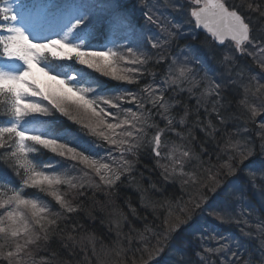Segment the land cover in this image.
<instances>
[{
    "label": "snow or ice",
    "instance_id": "1",
    "mask_svg": "<svg viewBox=\"0 0 264 264\" xmlns=\"http://www.w3.org/2000/svg\"><path fill=\"white\" fill-rule=\"evenodd\" d=\"M152 6L137 0L136 8L144 18L149 23H158L160 18ZM185 9L195 29L202 30L213 43L231 45L237 55L247 54L254 58V63L264 72V39L252 37L250 18L245 15V12H256L264 17V0H183L178 10ZM93 28L107 32L108 44L129 36L142 41L144 36L143 28H136L124 0H0V60L6 62V66H0V107L4 109L0 118L7 117V122L0 124V264H53L57 253H48L47 245L54 238L63 242L65 234L71 239L73 233L79 235L86 230L78 214L84 212L85 201H95L97 193L107 198L124 174H128L127 180L131 183V173L138 162V150L144 143L152 145V154L157 161H170L158 164L164 170L162 178L165 182L179 174L186 177L181 180L182 189L195 187L201 181L195 171L184 170V162L193 158L201 161V156L187 147L185 134L175 131L172 126L177 120L184 125L190 112L198 113L199 108L216 113L219 124L226 122L216 107L217 103L222 106V86L207 74L200 75L193 66L197 63V54L187 45L177 43L182 23L169 21L161 24V36L149 37L151 51L141 54L133 48L117 50L106 47L97 50L102 46L91 44L85 47L79 34H87ZM188 33L183 32L184 35ZM70 37H74L76 42ZM173 43L179 49L175 54L171 50ZM223 60L234 62L235 57L226 52ZM67 61L86 65L128 83L138 82L139 78L147 76L148 83L142 86L141 93L130 97L140 111L129 110L128 115L121 119L110 111L98 108L86 97L82 88L60 74ZM150 62L151 67L148 66ZM36 70L55 81L57 87H46L36 75ZM242 75L238 73V76ZM239 86L242 95L238 104L249 113L246 119L254 121L255 117L264 113V81L253 75L240 81ZM201 88L203 91H200ZM185 89L190 97H197V106L189 108L186 102L175 98ZM205 96L206 101H202ZM212 96L217 99H210ZM182 103L183 115H177L173 108ZM70 107H76L84 118L74 116ZM50 109L118 145L121 155L114 166L89 160L66 143L29 132L22 126L25 117L47 114ZM155 116L166 121L165 127L159 126ZM196 123L205 130L207 137L216 136L218 129L211 119L202 122L197 115ZM149 128L155 129V132H149ZM166 131L173 132L180 142L164 137ZM188 134H191V128H188ZM256 135L264 147V121L258 122ZM240 145L241 141L231 136L225 141V148L235 153V158L229 156L221 165L222 169L228 170L227 175H235L240 164L255 154L252 148L242 149ZM34 146L86 163L89 169L94 170L95 178L87 174L72 177L44 171L31 158V154L38 150ZM258 167L264 168V161L259 162ZM205 171L208 172L207 180L202 181L206 185L205 190H197L189 201L153 200L149 192L156 188L155 184L141 190L139 201L142 208L158 210L164 218L165 227L161 231L145 224V231L139 233V239L143 241L141 254L139 257H126L128 264H149L159 256L172 235L208 201L205 191L215 193L218 190L215 185L220 181L216 174L210 168ZM12 180H18L19 187L9 182ZM27 189H36L49 201L42 202L39 197L25 195ZM124 203L131 208L130 197ZM132 212L136 213V209ZM114 214L126 219L123 208L114 209ZM85 215L95 219L90 213ZM256 228L261 259L252 262L245 258L241 264H264V231H260L264 229V224H258ZM145 232L152 235L146 236ZM197 235L201 240L204 237L199 233ZM100 247L102 250L105 248L102 244ZM222 247L227 248L228 244L224 243ZM89 251L95 252L98 257L95 247ZM204 251L218 253L221 246L214 251L212 248H205ZM45 252L48 254H42ZM111 254L119 257L125 253L123 248H113ZM196 255L202 256L201 252ZM231 255L236 256V253ZM236 259L241 260V257L236 256Z\"/></svg>",
    "mask_w": 264,
    "mask_h": 264
},
{
    "label": "trees",
    "instance_id": "2",
    "mask_svg": "<svg viewBox=\"0 0 264 264\" xmlns=\"http://www.w3.org/2000/svg\"><path fill=\"white\" fill-rule=\"evenodd\" d=\"M143 2L148 3L149 6H152L154 3L152 7H156L160 15L165 11V15H162L159 22L155 23L159 29L160 25L164 22L167 23L172 21L173 23L184 24L183 19L188 17L186 9L178 10L179 4H181L178 0H143ZM136 4L137 0H124L125 7L133 15V22L136 28H143L144 30L142 41L132 38L134 42H139V54H141L145 51H151L148 38L153 35L156 26L153 23H149L144 18L143 13L137 10ZM245 15L250 18L249 23L252 28V37L255 39H264V17H260L256 12H245ZM92 32L95 33V37L91 41L96 44H99L103 39L108 37L107 32L103 30L93 28ZM81 34L83 33L79 35ZM119 41L120 40L116 41L111 47L117 50L131 48V45L122 44ZM196 41L198 42L199 38H196ZM209 42L214 46L212 41L209 40ZM213 52L215 57V61L213 60L216 73L215 78H217L220 73L225 75L221 83L220 79L217 82L222 86L220 89L222 106L220 103H217L216 107L219 108L220 114L224 117L226 122L224 124H219L220 121L216 113L207 112L206 108H199L198 113L190 112L188 122L184 125H180L177 120L172 126L176 128L175 131L185 134L187 147L201 156V161H197L193 158L190 161L186 160L184 162V170L195 171L201 182L196 183L195 187L182 189L181 180L186 179V177H181L179 174L168 182H165L162 178L164 170L158 167V164H167L170 163V161L165 159L157 161L152 154V145L144 143L138 150V162L131 173L133 175L131 183H128V174H124L121 180L115 185L112 194L107 198L97 193L98 196L95 201H85L84 212L90 213L92 217H95V219H92L88 215H85L84 212L78 213L81 217L80 223L85 225L86 230L82 231L79 235L73 233L71 239L65 234L63 242L59 238H54L49 245H47L48 253L53 251L57 253L53 264H128L126 257H139L141 254L143 241L139 239V233L145 231L144 225L148 224L149 226H154L161 231L165 227L163 224L164 218L160 215L158 210H145L142 208L139 201L141 190L148 189L150 184H155L156 188L149 192L151 199L157 201L166 198L175 199L180 203L189 201L196 195L197 190H205L206 185H204L202 181L207 180L208 172L205 171L206 168H210L211 172L216 174L217 180L220 181V184L215 185L217 189L230 177L233 178L232 185L239 186L241 191L244 190L249 192L244 202L248 207L244 205L242 210L240 208L238 211H234L235 203H228L226 200L224 202L219 201L215 203L217 205H213V207L204 204L201 210L198 209L201 218L215 221L216 218H219V220L224 221L222 222L224 228H230V233L235 243L228 246L227 259H224V264L225 262L226 264H241V261L245 258H249L252 262L261 259V251L259 249L260 240L258 239V230L256 226L258 224H264V174L259 173L258 171H261L260 167L255 166L254 169L258 174L252 172V175L246 174L239 177L235 174L230 176L226 174L228 170L222 169L221 165L229 156L235 158L234 150L225 148V141L228 136L241 141L240 146L242 149L252 148L255 153L240 164L239 170H244V167L252 160H255V158L261 159L259 162L264 161V147L261 146V140L256 135L258 131V119H256V117L254 121H248L246 119L249 113L245 110V107L238 104L242 95L240 86L237 87L231 95H228L226 90V88H228L226 87L228 83L226 76H229V81L232 79V81H237L239 84L240 81L250 77V75L247 74V70L262 81H264V72L253 62L250 56H248L250 59L249 66L234 65L231 61L223 60V56L226 53L225 50L213 48ZM238 56L239 55H237V57ZM210 58L212 57L210 56ZM64 66L68 70L75 69L76 72H78L79 69L78 79L69 82L78 88H82L86 97L92 100L98 108L110 111L121 119L122 116L126 117L128 115L129 110L134 112L140 111L138 105H136L130 97L134 94L138 95L141 93L142 86L148 83L149 78L147 76L139 78L138 82L128 83L123 80L111 78L86 65L77 64L73 61L65 62L63 64V67ZM148 66H152L151 62ZM218 66L222 67L221 72ZM238 73H243V75L238 76ZM157 80H159V76H157ZM200 91H203V89L201 88ZM175 98L181 99L182 102H186L189 108L197 106V97H190L186 89L181 91ZM206 99V96L202 97V101H206ZM210 99L216 100L217 98L212 96ZM209 107L211 108L212 105L209 104ZM69 110L72 114L75 113L78 119L84 118L79 110L73 107H70ZM3 111V107H0V113ZM152 111L155 112V109H152ZM173 111L177 113V115H183V103L174 106ZM33 115L34 118L43 122L45 129L50 133L47 130L46 132L51 134L42 135L50 136L66 143L73 149L87 156L89 160H95L98 163H107L110 166H114L115 160L121 155L118 145L109 143L103 137L82 127L77 122H69L70 119L53 109H50L47 114ZM197 115H199L202 122L211 119L216 123L218 130L215 137L206 136L205 130L196 123ZM4 119L5 117L0 118L1 123L4 122ZM154 119L158 121L161 128L165 127L166 121L160 119L159 116H155ZM261 121H264V119ZM188 128H191L190 135L188 134ZM55 130H65L63 137L53 136L55 135ZM148 131L155 132V129L149 128ZM163 135L164 137H168L171 141L180 142L177 140V136L171 131H166ZM34 147L38 150L31 154V158L37 167L42 168L44 171L72 177L84 176L87 174L95 178L94 170L89 169L86 163L54 154L39 146ZM165 153H167V149H165ZM177 167L179 168L180 166L178 165ZM257 167L259 170H257ZM262 170H264V168H262ZM4 175L7 176L8 173H4ZM243 181L248 182V185L244 184ZM9 182L19 187L18 180ZM250 183L251 187H249ZM138 185L141 187H137ZM234 186H230L229 190L234 191ZM24 194L39 197L43 201H49L47 196H44L36 189H27ZM250 194L251 196H248ZM205 195L209 197L210 192L205 191ZM129 197L131 198V208L124 203L125 199ZM224 197L229 198L225 193H222L216 200H221ZM222 205H226L225 210ZM219 207L225 211L223 214L216 217L210 215V213H212L211 211ZM116 208H123L126 219L114 214V209ZM132 209H136V213H133ZM230 211L234 213L231 217L229 214ZM75 219L74 217L73 220ZM181 219H184V217H181ZM205 220H201V223ZM217 224L220 225L219 223ZM180 230L181 227L172 235L168 246L160 254L173 255L171 256L174 258L173 263L169 260V256L166 260L167 263L163 261V264H215L212 260H216V258L211 255V253L204 251L205 248L203 246L200 247L197 236L184 233L186 237L182 238ZM69 231H71V229H69ZM260 231H264V229ZM242 232L252 233V235H244ZM145 235L150 236L152 234L145 232ZM41 243L43 246V242ZM101 244L105 246L103 250L100 247ZM64 245H67V247ZM94 247L99 254L98 257L95 252L89 251ZM113 248H123L125 254L119 257L113 256L111 254ZM175 250L179 252L174 254L173 251ZM47 252L42 254L47 255ZM197 252H201L202 256H197ZM233 252L236 253V256H240L241 260H236V256L231 255ZM219 254H221V252H219ZM219 254L217 256H219ZM154 259H159V256ZM203 259H205V263ZM152 260L149 261V263H152Z\"/></svg>",
    "mask_w": 264,
    "mask_h": 264
},
{
    "label": "rangeland",
    "instance_id": "3",
    "mask_svg": "<svg viewBox=\"0 0 264 264\" xmlns=\"http://www.w3.org/2000/svg\"><path fill=\"white\" fill-rule=\"evenodd\" d=\"M17 63H19V62H17ZM0 66H6V62L4 61V60H0ZM36 75L38 76V78L41 80V82L46 86V87H51L52 89H55L57 86L56 85H54V82L53 81H46V76H44L43 75V73H39V71L38 70H36ZM73 108H75L76 110H78L76 107H73ZM105 110V109H104ZM107 111V110H106ZM74 115H75V113H73ZM76 117H78L77 115H75ZM125 116H122V118H124ZM235 194L237 193V192H234ZM210 194H212V193H210ZM216 193H213L210 197H208V201L205 203V205L207 204V205H209V206H211V207H213V205H217V204H215V203H217L216 201H214L213 199H214V195H215ZM223 200L225 201V198H223ZM226 205H222V207L223 208H226L225 207ZM218 207V206H217ZM197 211V210H196ZM221 213H217V212H215V214H213V215H215V216H218V215H220ZM217 221V223H222V221L223 220H216ZM183 226V225H182ZM204 227V226H203ZM208 229H210L211 231H212V233L210 234V236L212 237V239H210L209 241H208V243L210 244V243H212L213 242V240L214 241H216V242H220V239H222V242H221V245L222 244H224V243H227L228 244V246L231 244V242L233 241V239H232V241L227 237V239H225V238H223V236H221V237H219V238H217V237H215V234H216V232L218 231L217 229H213V228H210V227H208ZM223 248V247H222ZM228 248V247H227ZM227 248H224L223 250H224V252L226 253L227 252ZM174 253V252H173ZM247 256V255H246ZM165 259H167V257H165ZM204 260V263H205V259H203ZM237 260V259H236ZM163 261V260H162Z\"/></svg>",
    "mask_w": 264,
    "mask_h": 264
},
{
    "label": "clouds",
    "instance_id": "4",
    "mask_svg": "<svg viewBox=\"0 0 264 264\" xmlns=\"http://www.w3.org/2000/svg\"><path fill=\"white\" fill-rule=\"evenodd\" d=\"M213 251H214V249H213Z\"/></svg>",
    "mask_w": 264,
    "mask_h": 264
}]
</instances>
